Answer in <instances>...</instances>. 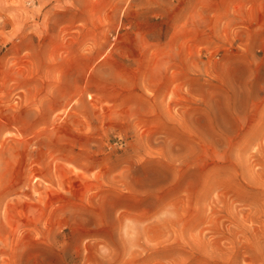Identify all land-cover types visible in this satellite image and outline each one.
<instances>
[{
    "label": "rangeland",
    "instance_id": "rangeland-1",
    "mask_svg": "<svg viewBox=\"0 0 264 264\" xmlns=\"http://www.w3.org/2000/svg\"><path fill=\"white\" fill-rule=\"evenodd\" d=\"M0 264H264V0H0Z\"/></svg>",
    "mask_w": 264,
    "mask_h": 264
}]
</instances>
